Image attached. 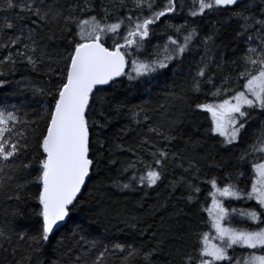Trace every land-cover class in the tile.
Instances as JSON below:
<instances>
[{"label":"snow or ice","instance_id":"snow-or-ice-1","mask_svg":"<svg viewBox=\"0 0 264 264\" xmlns=\"http://www.w3.org/2000/svg\"><path fill=\"white\" fill-rule=\"evenodd\" d=\"M92 4L93 0H83L82 3L79 0H2L4 12L11 15H5L3 24H0V49L5 53L0 56V65L8 70L0 72V77H6L18 64L38 71V66H43L50 58L47 48L52 40L68 36L72 39H67L66 55H61L57 61V64L63 65L57 69L58 81L55 84L49 82L48 87L31 86L33 95L52 98L42 114H37L33 120L25 119L28 113L15 105L12 110H0V191L11 190L14 194L8 195V199L21 202V194L29 185L37 187L36 193L30 197L37 202L34 210L37 220L33 230H17L16 217L23 216L19 203L12 212V219L0 228V252L4 253L0 264H21L15 259L18 247L12 243L13 236L17 241L28 242L31 254L22 258L26 264H32L33 257L36 264H41L44 247L51 243L81 204L83 190L105 160V151L107 162L113 165L117 163L110 158L113 150H126L136 156L135 160L120 162L118 172L130 173L126 177L127 182L113 180L110 188L120 192L135 191L138 185L142 189L157 188L163 184L169 165L175 163L188 175L170 181L168 188L171 192H175L177 187L182 188L187 195L181 198L187 204L198 199L200 188L191 177L199 179L200 162L206 159L199 155L203 142L189 137L184 141V148L168 151L155 143L146 148L149 140L144 138L136 149H125L119 144H110L105 149L104 142L96 134V130L103 129L104 125L93 118L94 114H98L107 121L104 113H97L95 107L98 102H103L104 98L97 95L103 91V86H114L121 77L129 81L151 77L167 69L170 62L182 63L194 49L202 47L203 54L187 86L169 93L168 105L160 106L165 124L147 125V133L169 143L180 139L182 134L178 126L182 123L183 109L177 104H181L191 110L210 113L208 134L223 137L220 141L222 146L236 145L245 135L254 114L264 115V0H164L159 6L156 0H131V7L126 0H117L111 8L126 9L133 14L117 17L113 23L106 22L110 12L109 6L105 5L101 6L99 20L96 16H90L88 20L80 19L77 13L93 10ZM181 14L185 16L184 23L178 25L171 22ZM210 16L217 19L203 35L198 26L188 20L189 17L207 20ZM232 21L237 24L232 41L243 40L247 47L238 58L225 61L224 49L217 41L221 29ZM161 25L164 26L163 31L158 34L156 29ZM158 35L164 37L163 43L154 46L150 58L140 60L133 56V52H141ZM109 39L112 41L110 45ZM224 63L231 67L232 72L222 74L217 85L212 66L223 72ZM49 71H53L50 65ZM5 82L0 78V86ZM204 85L215 89L210 91V95L219 97V102L189 104L190 94L200 93ZM169 108H176L180 115H169ZM129 111L136 124L141 123L138 119L141 114L143 120H150L143 105H135ZM42 120L45 121L44 128L39 131V121ZM128 131L130 129H124L121 134ZM29 151L36 153L34 176L29 171L33 160L21 159ZM141 152H146L151 158L150 163L145 161ZM248 157L252 159L248 160ZM237 160L250 164L253 173L250 188L238 186L243 172L226 174L227 182L222 187H218L215 176L206 181L213 190L209 193L212 201L211 206L202 211L209 217L206 224L215 231L213 239L217 243H211L209 232L205 231L191 234L194 243L190 250L186 245L177 246V234L164 226V217L161 216L158 229L153 230L149 225L151 244L147 248L116 243L109 249L102 242L88 240L81 234V228L57 241L48 264H88L80 255H71L73 245L82 246L84 243L90 245L86 251L103 248L91 264H105V254L110 251L115 254V250L127 253L125 262L128 257H141V264H158L154 258L160 252L170 257L167 264H264V121L252 131L251 142L247 143ZM22 172L27 175L20 176ZM18 178L23 182H19ZM98 191H103L102 186ZM222 198L254 201L255 207L240 210L227 208ZM97 199L99 202L103 196ZM166 208V202L157 203L149 209V214ZM99 211L106 212L103 208ZM234 219L242 223L250 222L251 226L234 227ZM123 222L135 228L140 220L131 216ZM179 239L183 240L184 236L180 235ZM66 240L70 243L66 244ZM61 249L63 256L59 254ZM237 249L244 251L236 255Z\"/></svg>","mask_w":264,"mask_h":264},{"label":"trees","instance_id":"trees-1","mask_svg":"<svg viewBox=\"0 0 264 264\" xmlns=\"http://www.w3.org/2000/svg\"><path fill=\"white\" fill-rule=\"evenodd\" d=\"M68 2H74V0H68ZM83 2V0H79ZM131 7V0H126ZM164 0H156L157 5H161ZM117 3V0H93L91 11L77 13L80 19L88 20L90 16H96L99 20L102 12L101 6H109L110 15L107 18V23L115 22L117 17H123L124 15H131L133 13L128 12L126 9H113L111 5ZM11 15L5 13L3 10L2 0H0V24L4 22V16ZM163 19V18H162ZM185 16L181 14L177 16L172 23L182 24L184 23ZM217 19L216 16H210L207 20H201L199 17H189V23L198 26L201 34H205L209 31V25ZM102 23L104 21H101ZM163 25L156 29L157 33L163 31ZM237 29V24L232 21L226 24L221 29V36L217 41L218 45L223 47L224 60L238 58L247 45L243 40L232 41V35L234 30ZM75 30V26H74ZM123 32V27L121 29ZM11 35V31L9 30ZM171 34V33H170ZM111 36V34H109ZM67 39H72L68 36L66 39H54L49 43L47 52L49 59L45 60L43 66H38V71H33L30 66L18 64L16 68L8 72L6 77H0L5 79V83L0 86V110L7 108L12 110V106L22 108L24 112L28 113L25 119H36L37 114H42L44 108L51 102V96H41L39 94L33 95L31 86L35 87H48L49 82L55 84L59 79L58 68H62V64H57L61 55H66ZM164 37L158 35L151 39V43L146 45L145 49L141 52H133L134 57H138L140 60L150 58V54L153 48L157 44H162ZM123 43V41H120ZM112 43L111 39L108 40V44ZM227 45V47H224ZM255 46V44H253ZM2 49H0V56L4 55ZM203 54V48L197 47L193 52L189 53L182 61L178 63L176 61L170 62L167 69L160 70L151 77H145L141 80L129 81L126 77L118 79V83L114 86L107 85L103 87V91L97 95L103 97V102L96 104V110L103 112L107 121L100 117L98 114H94V119H97L100 124L104 125L103 129H97L96 134L98 138L104 142L105 149L110 144L123 145L125 149L132 147L137 148L139 142L147 138L149 145L145 146L150 148L152 143H155L157 147L168 150L177 151L184 148V141L191 137L194 140H201L203 142L202 148L199 150V155L206 159L201 160L200 168L201 173L199 179L191 177L193 183L200 188L198 199L187 204L181 198L187 193L180 187H177L175 192H171L168 188V184L172 180L178 179L181 175L187 176L184 173L183 168L176 167L175 163L170 164L168 171L165 173V180L157 188L142 189V186H137L135 191L120 192L114 188H110L113 180H120L121 182H127L126 177L130 173L120 174L118 169L120 162L135 160L136 156L133 152L129 151H116L113 150L111 159L117 161L115 165L107 162V152L105 151V160H103L98 171L95 173L93 180L89 182L88 187L83 190V197L81 204L71 213V219L67 221L66 225L61 228L60 232L51 239V243L47 244L40 256L41 264H48V260L53 257V248L57 247V241L65 236H69L71 231H79L83 229L82 235H85L88 240H97L104 245L112 249V246L116 243L123 244L125 246H131L135 248L144 247L147 248L151 244L149 225L153 230L159 228L161 224L160 217H164V226L170 227L173 233L177 234L175 244L177 246L186 245L189 250L194 243L191 238V234L195 232H209V235L213 232L212 229L206 224L209 219L206 212L202 211L203 208L211 206L212 197L209 193L212 190L211 185L206 181L215 176L217 179L218 187H222L227 182L226 174L235 175L236 172H243L244 175L240 177L238 186L240 188H250L252 170L250 164L247 162H238L237 157L245 149L247 143L251 142L252 131L259 126L261 121H264V115L258 112L254 114V118L249 121V126L246 127V133L236 145L222 146L220 141L223 137H219L218 134H208V128L211 124V115L203 110L195 109L191 110L185 105L177 104L178 108L183 109V115L180 117L182 123L178 126L181 131V138L174 142H167L163 138L157 137L154 134L147 133V125L156 126L158 124H165L164 118L161 116V105H168V94L187 86L191 75H193L197 69L200 56ZM131 59V58H129ZM49 65L53 69L49 71ZM214 82L219 85L221 75L224 73L232 72L231 67L224 63L222 65L223 72L215 69ZM8 71L2 65H0V72ZM130 71V68H127ZM210 91L214 92L215 89L209 85H204L200 93L190 94L189 104L195 103H212L219 102V97H213L210 95ZM135 105H143L150 120H143V114L138 119L140 124H136L132 120V115L129 109H132ZM117 106H119L118 111ZM169 115H180L176 108H169ZM42 131L45 121H39ZM130 129L126 134H121L122 130ZM163 130V129H162ZM176 134V133H173ZM34 143V141H33ZM145 161L151 162V158L146 152L140 153ZM34 151H29L27 156L21 157V159L27 161V159L33 160V166L29 170L32 175L36 174L35 169L37 167L34 156ZM251 160L252 157H248ZM259 162V161H257ZM216 165H220L216 167ZM187 165L185 164V167ZM139 167V166H138ZM27 173H21L20 176H26ZM19 179V178H18ZM19 182H23L19 179ZM103 188V191H98V188ZM7 191V194H6ZM0 191V228L5 226V223L12 219V212L19 208L23 213V216L16 217L15 226L17 230L25 229L31 232L35 226L37 217L34 215L37 202L30 197L33 196L37 187L35 185H29L28 189L23 192L22 201L17 202L15 199H8V195H13L11 190ZM103 196V199L98 202V197ZM166 202V210L157 211L155 214H149V209L153 205ZM143 205L142 207L140 205ZM224 206L227 208L251 209L255 207V203L250 201L240 202V200L229 199L224 201ZM103 208L106 212L101 213L99 210ZM131 216L139 218L140 222L135 228L129 227L123 222ZM242 227L251 226L249 223L241 224ZM183 235L184 239H179V236ZM2 242V241H0ZM12 243L18 247V251L15 259L20 260L21 264H26V261L22 259L27 257L31 253L28 250L27 241H17L13 236ZM66 244L70 241L66 240ZM8 246V245H5ZM90 248V245L84 243L82 246L73 245L74 257L80 255L84 260L91 264L92 260L98 255V251H102L103 248L93 249L86 251ZM63 256V249L59 252ZM126 252L121 253L119 250H115V254L112 251L105 254V264H141V257H128L125 262L124 257ZM4 253L0 252V261H3ZM9 260L12 257L9 255ZM170 259L165 252L157 253L154 260L158 264H167ZM32 264H36V259L33 257Z\"/></svg>","mask_w":264,"mask_h":264},{"label":"rangeland","instance_id":"rangeland-1","mask_svg":"<svg viewBox=\"0 0 264 264\" xmlns=\"http://www.w3.org/2000/svg\"><path fill=\"white\" fill-rule=\"evenodd\" d=\"M218 199H221V198L218 197ZM222 199H223V203H224V201L229 200L231 198H222ZM240 202H243V201L240 200ZM249 202L250 201H247V203H249ZM248 223H250V222H248ZM241 224H247V223H242V222H239L237 219H234L232 226H234V227H242V226H240ZM244 228H247V227H244ZM214 236H215V231L213 230V232L209 235V240H210L211 243H217L218 242L217 240L213 239ZM243 251L244 250H242V249H237L236 255H241Z\"/></svg>","mask_w":264,"mask_h":264},{"label":"water","instance_id":"water-1","mask_svg":"<svg viewBox=\"0 0 264 264\" xmlns=\"http://www.w3.org/2000/svg\"><path fill=\"white\" fill-rule=\"evenodd\" d=\"M126 71H127V68H126ZM119 79V78H118ZM105 86H107V85H105ZM105 86H103V87H105Z\"/></svg>","mask_w":264,"mask_h":264},{"label":"flooded vegetation","instance_id":"flooded-vegetation-1","mask_svg":"<svg viewBox=\"0 0 264 264\" xmlns=\"http://www.w3.org/2000/svg\"><path fill=\"white\" fill-rule=\"evenodd\" d=\"M250 224V223H249ZM251 225V224H250ZM250 227V226H249Z\"/></svg>","mask_w":264,"mask_h":264}]
</instances>
